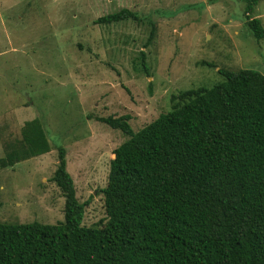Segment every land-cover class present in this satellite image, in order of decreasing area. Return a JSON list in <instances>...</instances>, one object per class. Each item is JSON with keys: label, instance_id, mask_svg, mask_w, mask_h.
Instances as JSON below:
<instances>
[{"label": "rangeland", "instance_id": "374dc122", "mask_svg": "<svg viewBox=\"0 0 264 264\" xmlns=\"http://www.w3.org/2000/svg\"><path fill=\"white\" fill-rule=\"evenodd\" d=\"M244 5V0H0V159L34 119L50 148L0 167V222L62 221L64 198L51 178L63 148L76 198L88 202L83 225L104 223L100 191L113 151L127 137L99 118L129 115L138 131L170 110L173 95L221 81L219 69L264 76V43L246 25L254 17L264 28V0L249 16ZM122 8L138 21L96 23Z\"/></svg>", "mask_w": 264, "mask_h": 264}, {"label": "trees", "instance_id": "16d2710c", "mask_svg": "<svg viewBox=\"0 0 264 264\" xmlns=\"http://www.w3.org/2000/svg\"><path fill=\"white\" fill-rule=\"evenodd\" d=\"M260 1L244 0L246 16ZM126 20L138 16L122 8L96 23ZM246 25L264 43L260 20ZM218 74L210 87L173 95L170 110L138 131L129 115L99 118L127 139L113 151L98 226L83 225L88 202L76 198L59 148L51 180L62 221L0 222V264H264V76ZM7 149L1 168L47 154L40 121L26 122Z\"/></svg>", "mask_w": 264, "mask_h": 264}]
</instances>
